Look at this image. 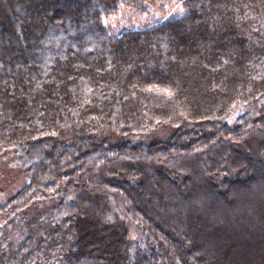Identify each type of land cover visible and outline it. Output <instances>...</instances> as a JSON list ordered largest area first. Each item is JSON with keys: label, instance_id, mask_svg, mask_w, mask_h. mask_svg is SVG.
<instances>
[{"label": "trees", "instance_id": "trees-1", "mask_svg": "<svg viewBox=\"0 0 264 264\" xmlns=\"http://www.w3.org/2000/svg\"><path fill=\"white\" fill-rule=\"evenodd\" d=\"M159 1L0 0V264H264V0Z\"/></svg>", "mask_w": 264, "mask_h": 264}, {"label": "rangeland", "instance_id": "rangeland-1", "mask_svg": "<svg viewBox=\"0 0 264 264\" xmlns=\"http://www.w3.org/2000/svg\"><path fill=\"white\" fill-rule=\"evenodd\" d=\"M140 6L144 8V12H141L140 10L141 7L139 6L131 7L130 10L120 9L116 14H113L107 18L102 19V22L111 28L130 26L131 24L134 25L133 27L137 28L153 22L167 20L173 17L180 16L185 11L182 5L177 0H160L159 2L154 4H141ZM25 181H26V175L24 173L23 168L17 161L14 152L10 150L1 152L0 153V190H1L0 198H6L12 195L20 188V186H22V184ZM247 187L249 189L257 188V186H254V184L251 181L247 184ZM230 196L232 195L230 194ZM199 199L200 200H198V202L204 200L201 198ZM48 204H49L48 201H37L30 205L33 208L24 209L25 212L19 213L20 214L19 216H21L22 220L21 218H17L16 221L14 219V223L10 231V234L12 235V237H14V240L17 239L15 235H19L25 231V228L21 222L23 221L24 223L26 219L28 220L34 217L37 214V212L41 210V208L48 206ZM222 204H223L222 202L218 201L216 207L220 209L226 208V206ZM217 210L218 209H216L215 211L217 212ZM17 223H21V224H17Z\"/></svg>", "mask_w": 264, "mask_h": 264}]
</instances>
